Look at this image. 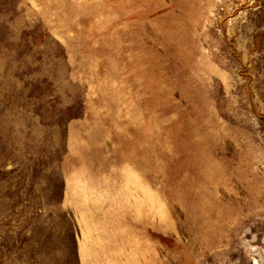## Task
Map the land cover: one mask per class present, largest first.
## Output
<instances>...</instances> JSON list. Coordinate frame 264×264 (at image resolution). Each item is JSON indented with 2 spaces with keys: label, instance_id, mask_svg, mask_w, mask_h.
<instances>
[{
  "label": "rangeland",
  "instance_id": "obj_1",
  "mask_svg": "<svg viewBox=\"0 0 264 264\" xmlns=\"http://www.w3.org/2000/svg\"><path fill=\"white\" fill-rule=\"evenodd\" d=\"M0 264H264V0H0Z\"/></svg>",
  "mask_w": 264,
  "mask_h": 264
}]
</instances>
